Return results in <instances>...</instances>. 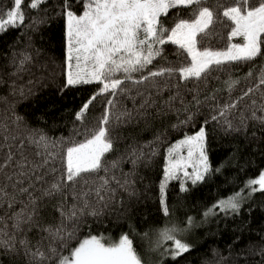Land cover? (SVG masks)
<instances>
[{
  "label": "trees",
  "instance_id": "trees-1",
  "mask_svg": "<svg viewBox=\"0 0 264 264\" xmlns=\"http://www.w3.org/2000/svg\"><path fill=\"white\" fill-rule=\"evenodd\" d=\"M208 1V6L217 10L218 5L231 2ZM29 3L30 0H22L24 23L0 32V138L18 137L8 143L23 142L24 153L37 163L48 153L52 154L49 163L38 170L37 174L44 175L43 181L33 180L36 189H40L61 176L64 167L61 158L69 143L84 138L74 132L95 128L109 109L114 147L106 156L110 171L99 175H115L121 182L126 177L129 184L121 188L115 180L111 182V188L115 189L111 202L102 207L99 216L83 217L67 247H61L43 231L60 223L56 211L60 196L37 201L40 226L25 225L26 231L18 239L26 237L34 248L40 247L46 253L51 246L58 249L60 256H70L78 241L89 235L104 236L106 242H114L122 234H129L144 264H264V191L246 193L245 189L247 182L264 169V120L261 119L264 85L259 83L264 56L254 61L224 64L201 81H182L178 74L171 78L156 77L141 84L126 81L125 87L131 89L127 95H98L83 120H77V113L99 91L100 85L64 87L65 0H45L37 9H31ZM67 3L71 10L81 13L82 0H67ZM12 6L13 0H0V11ZM190 15L189 9H172L165 18L166 26ZM225 24L228 22L215 24L201 47L226 48L229 27ZM231 42L242 40L234 38ZM160 47L162 55L143 73H133L134 79L147 75L148 70L181 66L189 59L176 45L168 43ZM250 72L253 75L249 76ZM250 88L253 91L244 95ZM145 97L154 103L141 107ZM170 97L176 99L166 104ZM124 112H131L132 117L121 116ZM117 116H121L120 121L116 120ZM201 127L206 134L204 149L209 171L196 184L190 179L169 180L164 191L168 207L165 215L160 186L164 181L168 149L186 136L196 134ZM32 130L44 133L52 142H63L38 146L29 141ZM38 152L42 155H36ZM113 161L118 162L117 168H111ZM49 168L60 171L50 173ZM181 184L185 191L181 190ZM239 192V211L215 209L213 214L205 215L218 201ZM27 199V196L18 197L17 212ZM72 203L69 195L67 204ZM8 211L5 206L0 214ZM66 223L70 230L71 223ZM172 226L184 229L182 241L190 245L188 252L176 258L167 245L169 241L157 247L160 231ZM56 260L53 257L44 264H54ZM0 264H29V257L23 254V249L19 254L0 249Z\"/></svg>",
  "mask_w": 264,
  "mask_h": 264
},
{
  "label": "snow or ice",
  "instance_id": "snow-or-ice-1",
  "mask_svg": "<svg viewBox=\"0 0 264 264\" xmlns=\"http://www.w3.org/2000/svg\"><path fill=\"white\" fill-rule=\"evenodd\" d=\"M44 2L45 0H30L29 7L37 9ZM82 3L83 9L77 14L65 0L64 87L93 83H98L101 87L83 104L76 115L77 120H83L96 96L111 94L115 97L118 93L127 95L131 89L125 87L126 81L141 84L156 77L171 78L176 74L182 81H201L224 64L254 61L257 57L264 56V0H231L227 6L218 5V10L208 6L207 0H82ZM172 9H189L190 18L181 17L166 26L165 18L169 17ZM24 19L22 0H13L11 9L0 11V32L9 27H19L24 23ZM225 21L228 22L225 26L229 27V43L226 48L217 50L201 47L203 41L211 34L213 26L217 23L224 24ZM234 38H240L242 42L232 43ZM168 43L178 46L190 59L178 67L167 66L155 71L148 70L147 75L134 79L132 74L143 73L148 69V66L162 55L160 46ZM251 75L253 73L250 72L249 76ZM259 83L264 85V71L261 72ZM252 91L250 88L244 95ZM137 94L143 96V93ZM174 99L176 97H170L165 103L169 104ZM107 103L113 105L112 100ZM151 103L154 101L145 97L141 107ZM223 114L221 112V115ZM121 116L131 118L132 113L124 112ZM121 116H117L116 120L120 121ZM261 119L264 120V117ZM110 125V110L106 109L95 128H85L83 132L77 129L74 135H83L84 138L80 141L72 140L67 146L61 158L64 161L61 176L40 189H36L33 180L43 181L44 175L37 173L49 163L52 154L48 153L37 163L30 160L22 150L23 142L18 145L8 143L9 140H18V137L5 135L0 138V209L6 206L10 210L0 214V249L11 250L16 254L23 249V254L29 257V264H44L53 257H57L54 264H144L129 234H122L118 241L114 242H106L104 236L89 235L78 241V245L71 249L70 256H60L58 249L51 246L46 253L40 247L34 248L26 237L18 239V236H22L26 231L25 225L28 228L40 226L37 219L40 205L37 201L45 197L60 196L61 201L56 205L60 223L43 231L61 247H67L75 237L83 217L99 216L102 207H107L111 202L115 191L111 188V182L115 180L121 188H126L129 184L126 177L121 182L115 175H99L101 172L110 171L106 159L114 147ZM205 135V130L201 127L195 135L186 136L168 149L164 181L160 186L161 204L165 215H168L164 200L167 182L178 178V173H182L196 184L203 180L205 173L209 171L208 157L204 149ZM29 141L38 146L43 144L45 147L50 143L55 146V143L63 142H52L38 130L30 132ZM14 148L17 150L14 151ZM184 149H187L186 156L182 154ZM36 155L42 153L38 152ZM117 167L118 162L113 161L111 168ZM189 167L192 168L191 173L188 171ZM47 171L54 173L60 170L49 168ZM257 185L258 188L254 187ZM246 186L253 192L264 191V172L257 179L249 180ZM181 190H186L183 184ZM36 191H39V196L34 194ZM69 195L73 200L70 206L67 204ZM24 196L28 199L17 212L15 205L18 197ZM217 208L223 211H239L240 193L219 201L205 215L213 214ZM66 222L71 223L70 230ZM191 222L189 217L188 223ZM183 231L184 229L175 226L165 227L159 233L157 247L164 241H171L173 258L188 252L190 245L180 238Z\"/></svg>",
  "mask_w": 264,
  "mask_h": 264
},
{
  "label": "rangeland",
  "instance_id": "rangeland-1",
  "mask_svg": "<svg viewBox=\"0 0 264 264\" xmlns=\"http://www.w3.org/2000/svg\"><path fill=\"white\" fill-rule=\"evenodd\" d=\"M227 1H230V0H227ZM207 3L209 4L210 2L207 0ZM229 4V3H228ZM228 4H226L225 6H227ZM213 5H214V2H213ZM13 7V6H12ZM213 7V6H212ZM65 19H66V16H65ZM190 59V58H189ZM100 85V84H99ZM100 87H101V85H100ZM193 135H195V134H193ZM184 139V138H183ZM182 139V140H183ZM181 141V140H180ZM179 142V141H178ZM177 143V142H176ZM175 143V144H176ZM173 146V145H172ZM182 154L184 155V156H186L187 155V149H184L183 150V152H182ZM167 160H168V154H167V157H166V165H167ZM188 171L191 173L192 172V168L191 167H189L188 168ZM262 172H264V169L261 171V173ZM260 173V174H261ZM259 174V175H260ZM259 175L258 176H256V177H254L253 179H257L258 177H259ZM177 179H179L180 181H182V180H185V179H188V178H186V177H184L183 176V174L182 173H178V178ZM251 180V179H250ZM247 185V184H246ZM254 187H256V188H258V185L257 186H254ZM246 193H249V192H252V190H251V188H249V187H247L246 186ZM240 193V192H239ZM241 194V193H240ZM234 196V195H233ZM231 197V196H230ZM225 199H227V198H225ZM240 199H241V195H240ZM222 200H224V199H222ZM221 201V200H220ZM219 202V201H218ZM218 202L215 204V205H217L218 204ZM217 210H220V209H218L217 208ZM183 234H181V236H180V238L181 239H183ZM168 245V247L170 248V249H172V242L171 241H169V243L167 244Z\"/></svg>",
  "mask_w": 264,
  "mask_h": 264
}]
</instances>
